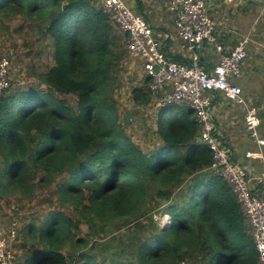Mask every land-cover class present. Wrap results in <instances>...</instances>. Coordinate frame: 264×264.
Returning a JSON list of instances; mask_svg holds the SVG:
<instances>
[{
	"label": "trees",
	"instance_id": "1",
	"mask_svg": "<svg viewBox=\"0 0 264 264\" xmlns=\"http://www.w3.org/2000/svg\"><path fill=\"white\" fill-rule=\"evenodd\" d=\"M17 16L37 27L53 62L38 73L45 89L0 97V195L29 200L53 186L57 207L17 229L15 264H258L191 107H159L148 150L126 136L114 72L127 36L96 0H0V19ZM150 95L145 78L133 97Z\"/></svg>",
	"mask_w": 264,
	"mask_h": 264
},
{
	"label": "built area",
	"instance_id": "2",
	"mask_svg": "<svg viewBox=\"0 0 264 264\" xmlns=\"http://www.w3.org/2000/svg\"><path fill=\"white\" fill-rule=\"evenodd\" d=\"M163 3L172 16L182 49L188 52L189 63L174 59L164 49V40H176L166 32L156 35L149 21L136 12L126 0H102L101 8L125 35L130 58L140 62L149 81L151 94L163 93L158 106L185 104L191 107L199 121V139L212 151L210 169L225 179L234 191L244 223L254 240L258 264H264V164L259 174L250 173L246 165L232 160L231 148L217 134L212 117L213 96L217 93L244 111V123L249 135L260 145V119L256 106L244 95L233 79L239 77L247 54L248 38L223 52L217 43L216 21L209 14L212 0H156ZM205 44L218 50L217 64L207 70L198 64ZM9 60L0 55V97L9 87ZM252 181L255 185H252ZM15 225L0 224V264H15Z\"/></svg>",
	"mask_w": 264,
	"mask_h": 264
},
{
	"label": "rangeland",
	"instance_id": "3",
	"mask_svg": "<svg viewBox=\"0 0 264 264\" xmlns=\"http://www.w3.org/2000/svg\"><path fill=\"white\" fill-rule=\"evenodd\" d=\"M96 3L101 6V0H96ZM150 4L155 10V16L166 15L167 11L163 3H156L155 0H151ZM263 18L264 10H260L254 15V21H261ZM30 24L32 22L26 21L20 16L10 20L0 19V55L9 60V87L15 89L31 86H39L45 89V86L40 83L38 73L45 71L53 62L51 48L47 46L46 40L40 36V33L35 32L37 27L29 28L28 25ZM120 35L123 37L122 32ZM125 41L126 39H122L121 43L125 52L124 57L114 72L116 77L114 94L123 120L124 117H128L123 127L126 136L139 144L142 150H148L159 141L155 132V118L158 108L161 107L158 106L157 102L163 93L151 94L147 102L135 101L133 90L143 86L146 76L140 62L129 57ZM235 78L238 80L240 77ZM67 99L71 105H75L76 97L74 95L68 96ZM250 157L261 160L256 152H252ZM52 189L53 186L44 191H38L35 197L29 200L16 196L0 195V224L6 228L15 225L16 231L17 229L21 230L29 220L54 210L57 205ZM153 215L162 225L168 222L167 215ZM125 228L123 227L121 230ZM87 231V225L82 224L81 235ZM12 246L15 248L16 260L22 258L23 250L19 242V233L15 244L12 243ZM80 263H82V259L76 256L73 264ZM185 264L187 263L185 262Z\"/></svg>",
	"mask_w": 264,
	"mask_h": 264
},
{
	"label": "crops",
	"instance_id": "4",
	"mask_svg": "<svg viewBox=\"0 0 264 264\" xmlns=\"http://www.w3.org/2000/svg\"><path fill=\"white\" fill-rule=\"evenodd\" d=\"M126 1L153 25L156 35L161 37L166 32L175 35L176 40H164L167 53L183 63L190 62L168 12L155 16L151 0ZM260 10H264V0H213L209 3L208 12L216 21L217 43L223 52L235 46L240 39L248 38L247 57L242 64L240 78L233 81L241 86L243 95L256 106L260 119L259 133L264 139V18L254 21L255 13ZM218 58L216 46L205 44L198 64L210 70L217 64ZM212 117L218 136L231 148L233 160L246 165L250 173L259 174L264 164V146H260L246 130L244 111L216 93L213 96ZM252 152L258 153L261 160L250 157ZM252 185H255L253 181Z\"/></svg>",
	"mask_w": 264,
	"mask_h": 264
},
{
	"label": "water",
	"instance_id": "5",
	"mask_svg": "<svg viewBox=\"0 0 264 264\" xmlns=\"http://www.w3.org/2000/svg\"><path fill=\"white\" fill-rule=\"evenodd\" d=\"M128 120V117H124V122H126Z\"/></svg>",
	"mask_w": 264,
	"mask_h": 264
}]
</instances>
